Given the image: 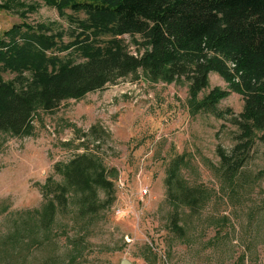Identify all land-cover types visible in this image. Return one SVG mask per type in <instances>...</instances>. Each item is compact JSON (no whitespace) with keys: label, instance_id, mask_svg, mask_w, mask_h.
I'll return each mask as SVG.
<instances>
[{"label":"rangeland","instance_id":"1","mask_svg":"<svg viewBox=\"0 0 264 264\" xmlns=\"http://www.w3.org/2000/svg\"><path fill=\"white\" fill-rule=\"evenodd\" d=\"M73 15L83 18L68 10L60 15L41 0H0V34L26 23L63 33L68 42L76 28ZM121 39L137 53L138 37ZM2 77L13 82L15 75ZM214 88L226 91L228 85L210 73L208 88L197 100ZM218 107L238 114L242 99L230 93ZM235 133L228 122L193 110L185 81H151L141 71L65 100L54 111L37 108L30 134H0V264L23 259L45 264L48 257L63 264H119L123 259L132 264H264V146L257 144L241 174L227 183L216 146L229 152ZM81 153L113 171V202L95 217L77 221L70 202L66 214L56 215L51 241L29 246V239L38 240L36 228L18 239V225L21 232L30 222L24 219L36 217L44 203L45 180L63 182L54 166ZM174 161L180 186L203 195L194 211L167 198ZM173 186L180 189L178 183ZM99 198L108 200L101 191ZM174 213L183 237L171 229ZM11 233L17 240L4 244ZM66 238L80 243L75 248Z\"/></svg>","mask_w":264,"mask_h":264},{"label":"trees","instance_id":"2","mask_svg":"<svg viewBox=\"0 0 264 264\" xmlns=\"http://www.w3.org/2000/svg\"><path fill=\"white\" fill-rule=\"evenodd\" d=\"M41 1L60 15L68 10L83 18L69 17L76 18V28L68 42L63 33L26 23L0 34V134H30L37 108L54 111L65 100L100 91L141 71L151 81H185L194 111L208 113L236 129L229 152L216 146L225 182L241 174L257 144L264 146V0ZM123 36L138 37L137 53L124 44ZM101 37L110 39L101 42ZM4 73L14 74L13 82L5 81ZM210 73L227 82L228 90L214 88L199 101L197 95L208 88ZM230 93L242 99L238 114L218 107ZM177 166L174 161L168 170L167 198L194 211L203 195L180 186ZM54 170L63 182L46 179L41 187L44 203L37 216L26 217L30 222H22L21 232L20 224L15 230L18 239H24V233L36 228L38 240L29 239V246L51 241L56 215L66 214L70 202L77 208V221L95 217L114 200L113 171L97 157L76 154ZM100 191L108 200H100ZM170 224L177 237H183L177 213L170 216ZM15 237L11 233L3 243H14ZM66 239L75 248L80 243ZM27 263L23 259L19 264ZM45 264L63 263L48 257Z\"/></svg>","mask_w":264,"mask_h":264},{"label":"water","instance_id":"3","mask_svg":"<svg viewBox=\"0 0 264 264\" xmlns=\"http://www.w3.org/2000/svg\"><path fill=\"white\" fill-rule=\"evenodd\" d=\"M119 264H132V263L129 260H127V259H123V260L120 261Z\"/></svg>","mask_w":264,"mask_h":264},{"label":"built area","instance_id":"4","mask_svg":"<svg viewBox=\"0 0 264 264\" xmlns=\"http://www.w3.org/2000/svg\"><path fill=\"white\" fill-rule=\"evenodd\" d=\"M146 193H147V191L146 190H143L142 191V196H144Z\"/></svg>","mask_w":264,"mask_h":264}]
</instances>
